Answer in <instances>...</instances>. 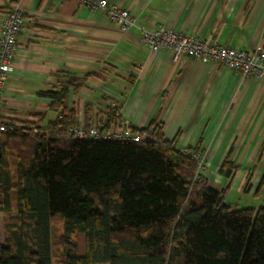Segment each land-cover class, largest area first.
<instances>
[{
    "label": "crops",
    "instance_id": "0c3cea01",
    "mask_svg": "<svg viewBox=\"0 0 264 264\" xmlns=\"http://www.w3.org/2000/svg\"><path fill=\"white\" fill-rule=\"evenodd\" d=\"M106 1L127 10L135 27L122 33L103 11L72 0H0V20L13 10L23 19L0 118L24 133L45 130L61 113L41 93L68 84L66 105L78 123L100 125L108 113L117 117L108 129L127 122L142 131L154 122L178 150L201 155L196 181L221 192L223 202L263 198L264 81L185 57L175 62L167 49L152 54L141 29L264 51V0Z\"/></svg>",
    "mask_w": 264,
    "mask_h": 264
},
{
    "label": "trees",
    "instance_id": "16d2710c",
    "mask_svg": "<svg viewBox=\"0 0 264 264\" xmlns=\"http://www.w3.org/2000/svg\"><path fill=\"white\" fill-rule=\"evenodd\" d=\"M68 92L63 84L41 93L61 113L45 130L0 133L3 213L13 189L7 153L13 145L29 152L27 162L16 161L17 215L0 264H52L55 216L63 221L61 264H264V207L225 205L221 192L195 180V152L178 150L154 122L134 130L148 137L138 143L68 139L79 122ZM116 118L108 113L96 127L108 129ZM224 166L228 176L232 166ZM263 187L264 178L257 192Z\"/></svg>",
    "mask_w": 264,
    "mask_h": 264
},
{
    "label": "built area",
    "instance_id": "2783aa9c",
    "mask_svg": "<svg viewBox=\"0 0 264 264\" xmlns=\"http://www.w3.org/2000/svg\"><path fill=\"white\" fill-rule=\"evenodd\" d=\"M90 10H101L107 18L118 24L122 33L135 27V20L125 9L110 5L106 0H72ZM23 23L21 14L10 11L2 15L0 20V102L5 88V82L14 71L15 49L18 36ZM142 31V43L152 54L162 50H171L173 61L178 62L185 57L194 62L205 64H217L228 70L237 71L245 78H253L264 81V51L248 53L242 50H234L226 46L210 44L195 36L186 35L172 29H158L156 31ZM18 125L0 118V133H14ZM67 138L73 140H112L121 142L138 143L142 141L127 122H121L119 126L99 130L96 126L86 127L78 123L68 128ZM184 152V150H181ZM185 153V152H184ZM197 170L205 167L200 154H193ZM198 174L196 176L197 180Z\"/></svg>",
    "mask_w": 264,
    "mask_h": 264
},
{
    "label": "rangeland",
    "instance_id": "374dc122",
    "mask_svg": "<svg viewBox=\"0 0 264 264\" xmlns=\"http://www.w3.org/2000/svg\"><path fill=\"white\" fill-rule=\"evenodd\" d=\"M28 151L16 150L13 145L12 149L8 151L6 159L9 163V173L11 177V182L13 185V189L10 192V212L3 213L0 211V248L5 245V240L8 237V225L14 223L13 217L17 215V202L15 200V192H16V161L18 158H21L23 162H27L28 159ZM19 155V156H18ZM225 205L231 207L233 210H239L243 208H258L260 206H264V197L263 198H254V197H246L245 195H238L232 201L224 202ZM0 207H1V198H0ZM51 242H52V264H61L63 259V250L60 247V239L63 235V221L60 217L55 216L51 220ZM75 242L78 245V249L83 248V242L80 237L76 236Z\"/></svg>",
    "mask_w": 264,
    "mask_h": 264
}]
</instances>
